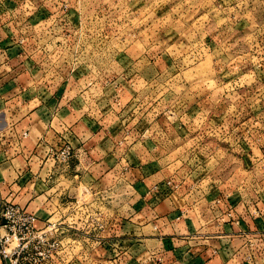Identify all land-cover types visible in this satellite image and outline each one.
<instances>
[{
    "label": "rangeland",
    "instance_id": "374dc122",
    "mask_svg": "<svg viewBox=\"0 0 264 264\" xmlns=\"http://www.w3.org/2000/svg\"><path fill=\"white\" fill-rule=\"evenodd\" d=\"M0 45V64L35 69L41 87L103 85L132 70L137 103L149 98L159 126L177 131L169 158L226 189L243 192L250 178L252 200L264 197V0H0ZM115 191L80 187L69 200L77 218H48L58 246L43 247L41 264H129L117 244L127 238L110 232L121 224Z\"/></svg>",
    "mask_w": 264,
    "mask_h": 264
},
{
    "label": "crops",
    "instance_id": "0c3cea01",
    "mask_svg": "<svg viewBox=\"0 0 264 264\" xmlns=\"http://www.w3.org/2000/svg\"><path fill=\"white\" fill-rule=\"evenodd\" d=\"M125 68L103 85L68 78L48 88L35 69L0 64V198L34 214L39 227L57 214L77 218L69 200L80 187L92 196L116 190L122 225L108 230L127 238L117 244L129 264H264V197L252 200L250 178L243 192L239 183L226 189L227 181L200 180L199 168L169 158L177 131L159 126L166 121L145 108L149 98L137 103L141 88ZM66 132L74 156L54 165L47 153ZM254 238L262 250L252 253Z\"/></svg>",
    "mask_w": 264,
    "mask_h": 264
},
{
    "label": "built area",
    "instance_id": "2783aa9c",
    "mask_svg": "<svg viewBox=\"0 0 264 264\" xmlns=\"http://www.w3.org/2000/svg\"><path fill=\"white\" fill-rule=\"evenodd\" d=\"M61 141V144L51 149L46 157L54 165L68 166L74 156L68 132L65 137H61ZM36 224L37 218L34 214L0 198V232L3 231V234H0V255L8 258L10 264H20L23 260L27 261V264H41V261L47 258L42 251L43 247L57 248L58 243L52 241L56 224L50 223V220L42 227H36ZM253 242H249L252 247ZM12 243H15V246L7 252Z\"/></svg>",
    "mask_w": 264,
    "mask_h": 264
}]
</instances>
